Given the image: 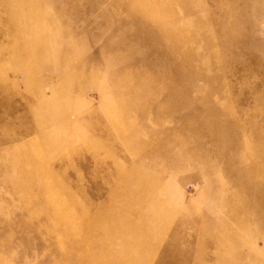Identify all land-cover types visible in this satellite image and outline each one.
Returning <instances> with one entry per match:
<instances>
[{
  "label": "rangeland",
  "instance_id": "obj_1",
  "mask_svg": "<svg viewBox=\"0 0 264 264\" xmlns=\"http://www.w3.org/2000/svg\"><path fill=\"white\" fill-rule=\"evenodd\" d=\"M0 264H264V0H0Z\"/></svg>",
  "mask_w": 264,
  "mask_h": 264
}]
</instances>
